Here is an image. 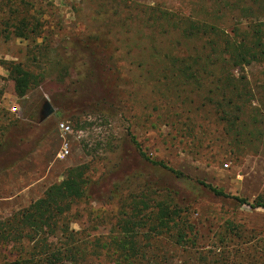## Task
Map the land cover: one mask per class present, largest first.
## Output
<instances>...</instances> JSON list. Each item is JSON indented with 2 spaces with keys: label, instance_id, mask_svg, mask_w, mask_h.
Listing matches in <instances>:
<instances>
[{
  "label": "rangeland",
  "instance_id": "rangeland-1",
  "mask_svg": "<svg viewBox=\"0 0 264 264\" xmlns=\"http://www.w3.org/2000/svg\"><path fill=\"white\" fill-rule=\"evenodd\" d=\"M26 1L30 14L39 19L38 34L28 40L11 37L0 41V125L7 126L8 119L32 121L38 125L37 141L26 158L0 174V220L41 198L47 188L63 180L69 168L88 166V180L96 183L139 166L147 170L140 162L143 155L230 197L216 198L209 193L191 205L187 217L195 228V246L170 249L163 245L167 250L162 264H194L237 246L250 248L264 260V210H251L232 200L252 203L264 194V147L249 145L241 155H231L233 140L224 136L212 107L203 106L188 90H179L176 98L172 88L162 87L163 56L181 40L177 33L154 30L148 22L158 11L188 17L191 10L218 3L227 13L223 23L229 26L241 8L255 9L264 0ZM8 11V4L0 0V19L7 20ZM72 40L88 42L97 50L101 80L110 99L107 104L90 102L72 113L52 105L55 115L40 123L47 94L58 93L69 84L72 69L62 50ZM181 48L187 51V46ZM4 62L23 64L42 82L26 98L17 99ZM263 71L246 68L242 75L254 84ZM60 124L73 130L68 139L70 155L64 161L56 158ZM187 124L194 126L193 141L183 131ZM124 193L126 197L127 191ZM93 196L104 202L91 199L81 203L71 227L76 232L86 229L84 236L106 237L110 223H101L112 221L117 199L110 201L98 189Z\"/></svg>",
  "mask_w": 264,
  "mask_h": 264
},
{
  "label": "trees",
  "instance_id": "trees-1",
  "mask_svg": "<svg viewBox=\"0 0 264 264\" xmlns=\"http://www.w3.org/2000/svg\"><path fill=\"white\" fill-rule=\"evenodd\" d=\"M3 2L9 11L7 20L0 19V41L37 36L39 19L30 14L27 1ZM226 14L220 4L212 3L211 8L191 10L188 17L158 11L148 22L152 29L175 32L181 40L163 56L162 87L172 88L176 98L179 90H188L203 106L212 107L224 136L233 140L231 155L237 157L249 145L264 147V71L254 84L242 75L246 68L264 70V3L255 9L241 8L229 26L223 23ZM64 45L62 53L72 69L69 84L58 93L47 94L49 103L61 105L63 113L75 112L90 102L107 104L110 98L101 80L97 50L81 40ZM2 65L17 99L26 98L42 82L21 63ZM10 120L7 126L0 125V174L26 158L37 141L38 125ZM183 131L187 138L195 139L194 126L187 124ZM140 158L147 170L139 166L133 173L96 183L88 180L86 165L67 169L63 180L47 188L41 198L0 220V264H162L167 250L163 245L193 248L197 236L187 210L209 193L216 198L230 197L143 155ZM95 189L108 194L110 201L117 199L112 221L101 223H110L106 237L84 236L86 229L76 232L71 227L81 203L91 199L104 202L93 196ZM232 200L251 210H264V194L252 203ZM251 251L237 246L194 264H264Z\"/></svg>",
  "mask_w": 264,
  "mask_h": 264
},
{
  "label": "built area",
  "instance_id": "built-area-1",
  "mask_svg": "<svg viewBox=\"0 0 264 264\" xmlns=\"http://www.w3.org/2000/svg\"><path fill=\"white\" fill-rule=\"evenodd\" d=\"M12 111L15 112V109H12ZM58 133H59V137L61 139V144H60V149L57 153L56 158L59 161H64L70 155V143H69L68 139L73 134V130L65 124H60L58 126Z\"/></svg>",
  "mask_w": 264,
  "mask_h": 264
},
{
  "label": "water",
  "instance_id": "water-1",
  "mask_svg": "<svg viewBox=\"0 0 264 264\" xmlns=\"http://www.w3.org/2000/svg\"><path fill=\"white\" fill-rule=\"evenodd\" d=\"M53 115H55V110L53 109L52 105L49 103V100H46L39 114V122H43Z\"/></svg>",
  "mask_w": 264,
  "mask_h": 264
}]
</instances>
